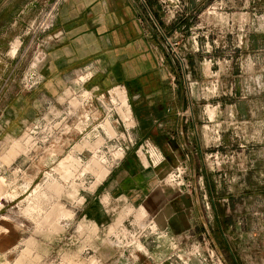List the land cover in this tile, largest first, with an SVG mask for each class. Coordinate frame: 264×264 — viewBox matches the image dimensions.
Listing matches in <instances>:
<instances>
[{
	"label": "rangeland",
	"instance_id": "rangeland-1",
	"mask_svg": "<svg viewBox=\"0 0 264 264\" xmlns=\"http://www.w3.org/2000/svg\"><path fill=\"white\" fill-rule=\"evenodd\" d=\"M55 1L30 0L35 17L0 49V264H264V0L155 1L211 30L170 38L187 89L202 75L200 143L186 132L176 162L139 136L123 89H72L6 129Z\"/></svg>",
	"mask_w": 264,
	"mask_h": 264
},
{
	"label": "crops",
	"instance_id": "crops-1",
	"mask_svg": "<svg viewBox=\"0 0 264 264\" xmlns=\"http://www.w3.org/2000/svg\"><path fill=\"white\" fill-rule=\"evenodd\" d=\"M29 1L0 0V49L10 47L13 35H22L35 17L31 7L36 4ZM155 1L64 0L55 26L43 36L40 84L7 110L6 129L22 131L47 99L67 96L72 89L105 93L119 87L131 101L139 136L157 145L167 162L182 160L186 132L200 143L195 83L202 75H194L195 86L187 89L168 41L179 32L211 30L172 22L173 16H163ZM129 162L121 170L130 179L142 169L133 168V159Z\"/></svg>",
	"mask_w": 264,
	"mask_h": 264
},
{
	"label": "built area",
	"instance_id": "built-area-1",
	"mask_svg": "<svg viewBox=\"0 0 264 264\" xmlns=\"http://www.w3.org/2000/svg\"><path fill=\"white\" fill-rule=\"evenodd\" d=\"M64 2V0H56L53 5L50 7V10L48 12H46L45 15H40V17H38V19H36V23L34 25V29L38 32V36H41V33H46L48 30H50L53 26L54 23L56 21L57 18V13H58V8L61 6V4ZM174 18V16H173ZM34 34H36V32L34 31ZM168 45L169 48L171 50V54H175L178 55L176 52V48L175 45L172 44L170 41H168ZM44 46V40L41 41V45L39 49V52L36 53L35 56V63H33V65L31 67V77L29 83L30 86V90H33L34 88H36L39 84H40V77L37 73V65L40 63V61L42 60V58L44 57L43 53H42V47ZM179 58V57H178ZM33 70V71H32ZM114 91H119V93L121 92L120 90H122V88H115L113 89ZM117 95V93H116Z\"/></svg>",
	"mask_w": 264,
	"mask_h": 264
},
{
	"label": "bare ground",
	"instance_id": "bare-ground-1",
	"mask_svg": "<svg viewBox=\"0 0 264 264\" xmlns=\"http://www.w3.org/2000/svg\"><path fill=\"white\" fill-rule=\"evenodd\" d=\"M2 185L0 184V192L3 190V188L1 187Z\"/></svg>",
	"mask_w": 264,
	"mask_h": 264
}]
</instances>
